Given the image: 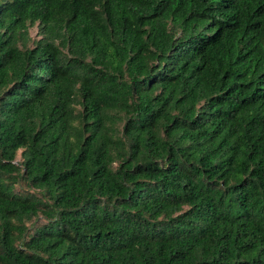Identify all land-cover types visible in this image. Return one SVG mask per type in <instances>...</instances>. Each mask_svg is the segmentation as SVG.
I'll use <instances>...</instances> for the list:
<instances>
[{"label":"trees","instance_id":"16d2710c","mask_svg":"<svg viewBox=\"0 0 264 264\" xmlns=\"http://www.w3.org/2000/svg\"><path fill=\"white\" fill-rule=\"evenodd\" d=\"M0 264H264V0H0Z\"/></svg>","mask_w":264,"mask_h":264},{"label":"rangeland","instance_id":"374dc122","mask_svg":"<svg viewBox=\"0 0 264 264\" xmlns=\"http://www.w3.org/2000/svg\"><path fill=\"white\" fill-rule=\"evenodd\" d=\"M30 36H33L34 35V33H33V30L31 29L30 31Z\"/></svg>","mask_w":264,"mask_h":264}]
</instances>
